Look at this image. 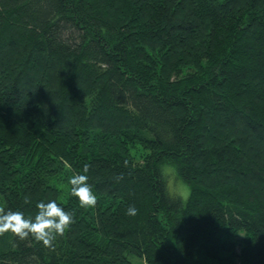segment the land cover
I'll use <instances>...</instances> for the list:
<instances>
[{
	"label": "trees",
	"instance_id": "16d2710c",
	"mask_svg": "<svg viewBox=\"0 0 264 264\" xmlns=\"http://www.w3.org/2000/svg\"><path fill=\"white\" fill-rule=\"evenodd\" d=\"M0 264H264V0H0Z\"/></svg>",
	"mask_w": 264,
	"mask_h": 264
},
{
	"label": "rangeland",
	"instance_id": "374dc122",
	"mask_svg": "<svg viewBox=\"0 0 264 264\" xmlns=\"http://www.w3.org/2000/svg\"><path fill=\"white\" fill-rule=\"evenodd\" d=\"M173 191L176 192V193H184L185 192V189L182 188L181 185H178V186H173ZM186 193V192H185ZM187 199V194H185L181 200L185 201Z\"/></svg>",
	"mask_w": 264,
	"mask_h": 264
}]
</instances>
